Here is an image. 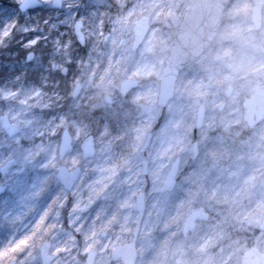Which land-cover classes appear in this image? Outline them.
Wrapping results in <instances>:
<instances>
[{
	"label": "clouds",
	"instance_id": "obj_1",
	"mask_svg": "<svg viewBox=\"0 0 264 264\" xmlns=\"http://www.w3.org/2000/svg\"><path fill=\"white\" fill-rule=\"evenodd\" d=\"M94 6L114 25L103 51L67 25L70 46L58 49L61 31L48 32L46 51L27 52L39 73L33 87L0 114V190L22 205L0 210L4 231L23 235L58 208L65 221L79 212L95 225L112 264H244L245 239L250 246L258 234L246 218L264 221V17L241 26L228 0ZM186 198L204 217L188 238L172 222ZM223 218L219 238L210 226ZM205 239L206 251L197 246ZM33 251L19 252L16 264Z\"/></svg>",
	"mask_w": 264,
	"mask_h": 264
},
{
	"label": "snow or ice",
	"instance_id": "obj_2",
	"mask_svg": "<svg viewBox=\"0 0 264 264\" xmlns=\"http://www.w3.org/2000/svg\"><path fill=\"white\" fill-rule=\"evenodd\" d=\"M42 0H0V41L9 38L14 29L23 32H38L43 29L39 24L36 25H19V19L24 16L26 19L31 18L32 12H37ZM49 8L56 9L55 21L50 16L45 24L48 25V32H59L60 26L67 25L71 29V34L76 40L87 45L94 41L93 51L98 49L102 42L107 43L111 38L104 33V16L100 10L89 4H83L82 0H52L47 5ZM37 14H39L37 12ZM63 15V20L60 16ZM60 39L57 40V48L68 44L71 41H64V33H59ZM47 39V36L31 39L26 43V47L37 44L38 40ZM92 59V52L89 53V60ZM182 143V141H181ZM218 162L214 163L215 164ZM223 175L224 169H219ZM200 174H196L194 183H199ZM168 197H165L167 199ZM187 210V211H186ZM13 220L20 219V216L12 217ZM204 219L202 209L193 207V201L190 198L181 200L177 204V214L172 218L173 223L182 225V235L185 238L193 237L197 231L198 222ZM247 222L257 225V235H254L251 245L248 247L247 258L244 264H264V221L254 216L246 218ZM227 223V218L218 220L215 225L210 227L215 229L216 235L223 238V226ZM67 225V226H66ZM176 232L170 233V237L175 241ZM39 240V243L37 241ZM99 233L95 225L86 226L79 212L70 214L67 221L62 216L58 208H51L44 214L40 215L28 228L23 235L9 233L3 240H0V264H16L17 255L22 250L33 248L34 251L28 255L24 264H112V257L107 259L103 257L98 247ZM116 241L112 237L109 242ZM191 241H181L180 246L175 249L176 254L182 255ZM239 245L241 242H235ZM207 239L201 240L197 245L200 249H207ZM62 245V247H61ZM55 250V255L52 252ZM166 249L164 255L167 256ZM105 251H108L105 249ZM197 264V262H193ZM207 264H215V258L209 257Z\"/></svg>",
	"mask_w": 264,
	"mask_h": 264
},
{
	"label": "rangeland",
	"instance_id": "obj_3",
	"mask_svg": "<svg viewBox=\"0 0 264 264\" xmlns=\"http://www.w3.org/2000/svg\"><path fill=\"white\" fill-rule=\"evenodd\" d=\"M83 4H89V5H94V0H82ZM230 6H234L235 9L238 11V15L236 16V22L239 23L241 26H246L248 25L250 21V16H251V9H252V1L251 0H231L229 3ZM102 11V9L100 10ZM55 16V14H54ZM53 16V17H54ZM49 15H44L43 18L39 21L40 26L41 25H46L45 21L48 20ZM262 17H264V4L262 5ZM64 17H60L61 20H63ZM34 21H29V19H26V22L23 20L19 21V25H36L38 24V21H36V18L33 19ZM55 21V20H54ZM2 25V23L0 24ZM48 28V25H46ZM114 25H111V20H109L106 16H104V33L109 34L111 32V27ZM67 29L71 31L70 27L67 26ZM59 31L63 32L65 31L64 28L59 29ZM27 35V32H23L19 30V26L17 29H14L12 31V34L9 38L0 41V48H7L10 42L15 38V37H20V39H23ZM27 37V36H26ZM42 37V36H41ZM18 39V40H20ZM27 40V41H26ZM24 41L26 43L28 42V39L26 38ZM42 44H44V39L39 40ZM25 43V45H26ZM24 45V44H23ZM24 45V46H25ZM40 46V44L35 46V49H30L24 47V49H29L30 51L36 50V51H44ZM237 48H242L243 44H237ZM21 59V58H20ZM23 60V59H21ZM20 60V61H21ZM0 68L2 66L0 65ZM6 70H4L5 72ZM9 72L10 75H8V84L7 86H2L0 87V114H3V112L12 109L16 110L17 108L20 107L18 105V98L22 95H24L26 92L31 90L33 87V83L30 82L29 84L23 83L24 81H20V76L23 75L17 74L13 71H6ZM25 76V75H24ZM24 78V77H23ZM4 92H15L17 93V98H6L4 97L3 93ZM22 208V205L17 199L13 198V193L7 189H4L2 193H0V210H5L9 214L18 212ZM22 227V225H21ZM10 233V232H9ZM9 233H6L3 229L2 222H0V240H3Z\"/></svg>",
	"mask_w": 264,
	"mask_h": 264
},
{
	"label": "trees",
	"instance_id": "obj_4",
	"mask_svg": "<svg viewBox=\"0 0 264 264\" xmlns=\"http://www.w3.org/2000/svg\"><path fill=\"white\" fill-rule=\"evenodd\" d=\"M19 38L20 37H15L10 42L7 48H0V65L2 66V68H0V87L7 86L8 84V75H10V73L6 71L16 72V64L20 61V58L22 59L26 52L29 50L24 49L23 46H19L16 44V41ZM4 70L6 71L4 72ZM29 73L30 75H28ZM26 75H28L27 79L23 78L24 75H21L19 78L20 81H24L23 83L29 84L30 82H33L35 80V78L38 76V73L31 72L30 70Z\"/></svg>",
	"mask_w": 264,
	"mask_h": 264
},
{
	"label": "flooded vegetation",
	"instance_id": "obj_5",
	"mask_svg": "<svg viewBox=\"0 0 264 264\" xmlns=\"http://www.w3.org/2000/svg\"><path fill=\"white\" fill-rule=\"evenodd\" d=\"M37 12L39 13V14H37ZM37 12H32L31 14H30V17L31 18H29V21H34L33 19H35L36 18V21H38V24H39V21L43 18V16L44 15H49V17L51 16L52 17V19H53V21L55 20V16H54V14H55V12H56V9H53V8H49V7H47V6H42V5H40L39 7H38V9H37ZM54 16V17H53ZM49 17H48V19H49ZM60 17H63V15H61ZM24 19V21L26 22V18L24 17V16H21L20 17V19H19V21H21V20H23ZM43 19H45V18H43ZM2 23V21H0V24ZM40 25V24H39ZM43 30L42 31H38V32H27V35H25V37L23 38V39H20V40H18L17 39V41H16V44L17 45H21V46H23V47H25L24 45H25V43H26V38L28 39V41L29 40H31V39H36L38 36H42V37H44V36H46L47 35V33H48V28H47V26L46 25H41L40 26ZM26 33V32H25ZM54 34H56V32H53ZM106 35H108V34H106ZM27 36V37H26ZM24 39L26 40V41H24ZM22 42V43H21ZM21 43V44H20ZM24 44V45H23ZM38 44H40V46H42L41 48L43 49V44L38 40V42H37V44L36 45H38ZM103 44V42L100 44V45H102ZM35 45V46H36ZM34 46V47H35ZM44 51H46L45 49H43ZM98 53L99 52H102L103 51V48L102 47H99L97 50H96ZM23 60H21V61H19L17 64H16V69H17V71L15 72V73H17V74H21V73H23V75H26L29 71H30V68H31V64L29 63V64H26L25 63V55H24V57L22 58ZM15 69V70H16ZM26 69H29V70H27L26 71ZM31 72H34V71H31ZM37 73V72H36ZM28 75H30V73L28 74ZM28 75H26V76H24V78H28ZM38 75H39V73H38Z\"/></svg>",
	"mask_w": 264,
	"mask_h": 264
},
{
	"label": "water",
	"instance_id": "obj_6",
	"mask_svg": "<svg viewBox=\"0 0 264 264\" xmlns=\"http://www.w3.org/2000/svg\"><path fill=\"white\" fill-rule=\"evenodd\" d=\"M231 0H228V4ZM252 1V13L251 17L253 15L257 17H261V7L264 3V0H251ZM4 190H0V193H2Z\"/></svg>",
	"mask_w": 264,
	"mask_h": 264
}]
</instances>
